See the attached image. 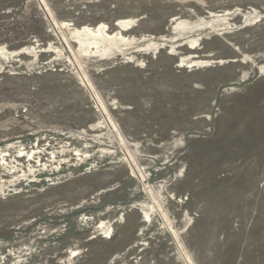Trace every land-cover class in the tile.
<instances>
[{
	"label": "rangeland",
	"instance_id": "obj_1",
	"mask_svg": "<svg viewBox=\"0 0 264 264\" xmlns=\"http://www.w3.org/2000/svg\"><path fill=\"white\" fill-rule=\"evenodd\" d=\"M0 264H264V0H0Z\"/></svg>",
	"mask_w": 264,
	"mask_h": 264
},
{
	"label": "bare ground",
	"instance_id": "obj_2",
	"mask_svg": "<svg viewBox=\"0 0 264 264\" xmlns=\"http://www.w3.org/2000/svg\"><path fill=\"white\" fill-rule=\"evenodd\" d=\"M84 30H85V31H88V32H90V33H92V34L95 33V31H92V30H90V29H88V28H85Z\"/></svg>",
	"mask_w": 264,
	"mask_h": 264
}]
</instances>
